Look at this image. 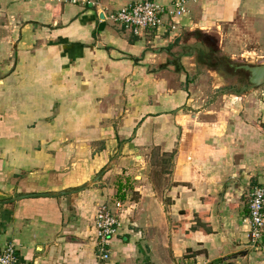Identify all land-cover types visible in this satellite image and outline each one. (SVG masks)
I'll return each mask as SVG.
<instances>
[{
	"label": "crops",
	"instance_id": "1",
	"mask_svg": "<svg viewBox=\"0 0 264 264\" xmlns=\"http://www.w3.org/2000/svg\"><path fill=\"white\" fill-rule=\"evenodd\" d=\"M89 1L0 0V254L264 264L248 219L264 185V87L236 92L218 68L264 53V0H196L175 30L166 14L141 36L109 17L142 0ZM115 201L102 260L95 221Z\"/></svg>",
	"mask_w": 264,
	"mask_h": 264
},
{
	"label": "built area",
	"instance_id": "2",
	"mask_svg": "<svg viewBox=\"0 0 264 264\" xmlns=\"http://www.w3.org/2000/svg\"><path fill=\"white\" fill-rule=\"evenodd\" d=\"M64 3L82 6H93L89 0H60ZM161 0H142L137 5L122 9L109 17L110 21L130 29L136 36L146 32L158 31L165 26L164 15L170 17V27L175 30V19L186 16L189 5L196 0H176L172 10L166 11ZM114 208L107 205L101 207L97 214L95 225L98 234V247L102 260L111 257V241L120 228V214L123 210L121 201L114 202ZM250 244L256 250L264 254V185L257 186L249 204ZM18 250L14 244L6 245L0 254V264H18Z\"/></svg>",
	"mask_w": 264,
	"mask_h": 264
},
{
	"label": "rangeland",
	"instance_id": "3",
	"mask_svg": "<svg viewBox=\"0 0 264 264\" xmlns=\"http://www.w3.org/2000/svg\"><path fill=\"white\" fill-rule=\"evenodd\" d=\"M237 33H238V35L236 34L235 37L233 36L235 38V40H233V43H235L236 40L239 39L240 42L238 44H235L238 51H240L243 48L246 49L245 44L241 42L243 35L240 34L241 33L240 31ZM251 54H254V53H250V54L246 53L245 56L240 57V58H236L235 60H230V59L224 60V57L223 58L221 57L219 59L218 68L223 74H226V77L229 80V85L231 84L230 86H228V88L231 87V89L237 90L236 92H241L244 89V87L248 86V75L246 73H243V72H234L232 69H230L228 67V64H227L228 62L234 63V64H250V65L264 64V53H262L259 56L254 54V58H251V56H250ZM250 90H252V89L243 90V92L250 91ZM153 162H155V159H153ZM157 162H159V161L157 160Z\"/></svg>",
	"mask_w": 264,
	"mask_h": 264
},
{
	"label": "water",
	"instance_id": "4",
	"mask_svg": "<svg viewBox=\"0 0 264 264\" xmlns=\"http://www.w3.org/2000/svg\"><path fill=\"white\" fill-rule=\"evenodd\" d=\"M229 68L232 69L234 72H243L248 75V86L244 87L243 90L249 89H260L264 86V64L261 65H250V64H228ZM76 191H71L73 193ZM69 194V192L61 193V195ZM31 196H44V197H51V194H39V195H31ZM25 197H18L14 200H20Z\"/></svg>",
	"mask_w": 264,
	"mask_h": 264
}]
</instances>
